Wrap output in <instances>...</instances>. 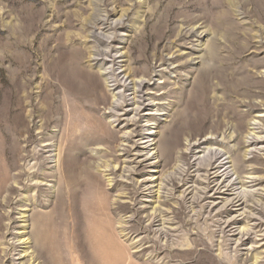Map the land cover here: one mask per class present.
<instances>
[{
    "label": "rangeland",
    "instance_id": "374dc122",
    "mask_svg": "<svg viewBox=\"0 0 264 264\" xmlns=\"http://www.w3.org/2000/svg\"><path fill=\"white\" fill-rule=\"evenodd\" d=\"M128 9V16L115 27L119 12ZM189 25L207 31L192 39L194 44H180L181 48L185 53L200 52L198 40L208 44L205 52L215 55L212 67L195 69L191 64L199 61H190L176 70L158 68L155 50L169 45L174 52L171 43L181 27ZM124 48L130 50L135 69L162 74L150 87L165 111L154 112L152 122L143 118L144 113L123 116L125 112L120 110L122 116L111 118L102 103L92 106L90 90L80 92L83 85L67 75L72 68L85 70L101 82L100 97H106L108 103L119 101L115 93L132 94L122 86L115 90V77L124 79L120 68ZM99 65L107 69L108 83ZM215 91L223 94L222 101L214 97ZM252 95L260 97L258 101L264 99V0H0V177L8 173L10 150L15 148L21 155L18 165L30 174L23 180L25 189L14 198L30 206L31 217L24 223L20 211L25 207L19 205L13 214L16 228L26 226L27 233H32L37 219L46 232V242L53 245L55 264H126L130 258L143 264H252L257 254H261L259 264H264V129L255 130L263 141L248 155L262 168L253 175L260 180H248V195L241 207L224 208L226 199L237 198L236 191L224 196L215 194L216 188L205 192L206 173L197 171L194 165L199 161L190 156L189 176L176 187L165 183L167 190L162 193L172 191L171 204L179 199L181 206L176 208L180 214L174 215L164 206L167 213L153 226L147 217L155 207L154 193L148 190L152 186L149 164L154 160H149L151 154L146 156L149 151L143 149L139 136L158 127L161 140L168 139L179 129L180 143L186 144V125L193 126L192 131L203 124L206 128L219 126L228 135L224 129L228 121L243 118L245 138L250 116L259 115L260 110L246 108L240 97ZM134 117L136 126L130 122ZM41 118L54 123L45 134L55 136L63 147L58 200L49 187L58 179L40 178L50 171L51 162L36 131ZM135 129L133 141L121 148L129 149L128 154L118 151L109 135L117 141ZM221 134L217 141L226 144L229 155L236 154L239 149ZM41 150L44 158L38 160L34 154ZM96 151L107 152L111 159L124 156L122 170L109 176L98 169L96 165L102 161ZM203 152L197 155L202 161L211 155ZM220 153L222 157L225 151ZM226 157L220 162H227ZM180 166L189 169L183 163ZM128 168L132 175L124 173ZM109 177L114 178L112 183ZM232 180L226 184L237 179ZM130 192L133 200L126 196ZM4 213L0 203V215Z\"/></svg>",
    "mask_w": 264,
    "mask_h": 264
},
{
    "label": "bare ground",
    "instance_id": "6f19581e",
    "mask_svg": "<svg viewBox=\"0 0 264 264\" xmlns=\"http://www.w3.org/2000/svg\"><path fill=\"white\" fill-rule=\"evenodd\" d=\"M128 12L129 9L121 10L119 12L121 16L119 21L115 23V27L121 25L124 18L128 16ZM181 28L182 29L179 31V33L175 36L174 41L171 43V45H174L175 47L174 52L172 51L171 46L168 45L166 47H163L160 51L156 49L153 53V59L156 63V66L158 68L163 67L165 69L171 68L176 70L182 66L189 65L190 61H199L197 63L191 64L193 65L192 67H194L195 69H200V67H212L215 55L211 53L207 54L205 52L209 48L208 44H202L201 41L198 40L199 46L202 47V50L200 52H196V50H191L189 53H185L184 49H182L180 46V44L186 42L194 44L193 42H191V40L197 37H202L207 31L205 30L206 27L202 29L200 27L189 25L186 28ZM206 36L207 35H205V37ZM121 51L119 50L117 52H121L120 58L125 59V61H122L123 66L120 67L121 69H123L122 73L124 79H121V75L115 77L114 82H117V87L115 88V90L122 86L126 88V93L132 91V94L121 95L120 93H115L114 98L116 99L119 95V101L108 103L106 97L105 99L100 97L98 89L101 86V82L95 76L91 75L85 70L80 71L78 69L72 68L69 70L67 75L72 77L75 81H79V83L83 85V87L80 89V92L85 94L88 93V91L90 90L94 98L91 103L92 106H94L95 108L102 103L105 107L106 113L112 115L111 118H115L116 116H122L118 113L120 110L125 112L123 116H129L132 112H135L136 116H140L142 113H144L143 118L148 123L152 122L154 121L151 120V118H153L154 116V112L160 113L162 111H165L163 105H158V99L154 98L152 95V91L154 89L153 87H150V82L153 81L154 78H158L159 80H161L160 76L162 74L159 75L155 72L156 75H154V73H150L147 69H135L133 66V60H131L130 50L124 48ZM202 52H205V54H201ZM190 57L193 58L188 60ZM99 71L101 73V76H104V81L108 83V76L106 73L107 69L104 68L103 65H99ZM67 75L65 72H62V77L65 80L69 81V77ZM128 82H130V85H132V88L130 89H128L130 85L128 87H125ZM214 97L218 101H222L224 99L223 94L217 91L214 92ZM240 98L241 102L244 103L246 108H257L258 110H260L259 115L250 116L252 118L249 119L246 124L247 136L245 138H242L241 133V126L245 123V120H243V118L240 120L231 119L228 121V127H224V129L228 131V135H226V133H224L222 131V128H220L219 126H212L206 128L203 124L201 125V129L199 128L196 131H192L193 126L186 125V128L188 130L187 133L184 134L186 136V144L180 143L179 134L181 131L179 129L169 134L170 136L168 139L165 137V139L162 140V133L158 130V127L154 128V130L153 128H149L146 130L147 134L139 135L143 137L141 139L144 141L143 143H141L145 146V148L143 149L149 151L146 156L149 158L151 154V156L153 157L149 158V160H154L149 164L152 169V171H150L152 172V174H150L149 182H151L152 186L149 187V189L147 188L148 190H151L150 193H154L153 196L155 207L152 209L153 213L149 214L147 217L148 221H151L152 226L154 225V223H156V219L161 218L162 215L167 213V211L162 210L164 206L168 205L169 207L167 210L171 211L172 214L177 216L180 214V212L176 208V206H181V203H179V199L174 204H171L170 200L173 199L171 198L173 196L172 191L168 189L167 194L163 195L162 193L163 190H167V188L165 187V183H167L166 186L176 187L177 184L183 183L185 181L183 179L184 177L189 176V170L191 169V165L188 163V158L190 156H193L195 158V161H199L196 165H194L195 167H198L197 171H204L206 173V176H204V180L206 181V186L204 189L205 192L210 191V189L212 188L217 189L215 194L223 196L228 192H238L236 193L238 195L237 198L230 200L226 199L224 208H226L227 211L230 207H241L244 204V202L242 203V200H244V198H246L248 195L245 194V190L247 189L249 184L248 180H253V183L260 180L259 177H254L253 175L260 173V171L262 170L261 167L256 166V164L254 165L252 159H248V155H252L254 151L252 147H254V145L263 141V138L261 139L260 137L256 136V134L258 133L255 132V130L264 129V115H261V113L264 112V99L258 101L257 99H259L260 97L256 95H252L250 97L242 96ZM146 101H149V103L147 105H144ZM64 102L66 104V107L70 110L71 105L69 104V101L65 98ZM132 106H135V108L131 109ZM170 107H172V105H170ZM69 114L71 115V113ZM32 115L33 114L30 113L31 118H33ZM177 115H179V113ZM131 121L135 126L138 123L135 117L132 118L130 122ZM50 126H54V123H52L46 118H41L39 125L36 127V131L39 135H41V141L39 142V144H43V148L48 149L46 153L50 154L49 157L51 160V162L49 163L50 171H44L40 178L43 180L58 179L55 185L49 186L53 187L52 192L56 194V199L58 200V198L60 197V185L58 181L59 176L62 174V169H60V165L62 163L63 147L56 142L55 136H48L47 134H45V132ZM186 128L183 127V129ZM221 132L223 134H221ZM134 133H137V129H135L129 135L126 133L124 137L117 141H115L116 137L112 135H109V137L112 141L116 142L115 148L118 149V151H123L128 154L127 151L129 149L127 150V148H121L127 147L126 143H131L133 141ZM220 134L222 138H224V140H228L233 143V148L239 149L236 154L229 155L230 152L226 148V144L224 142L217 141L216 138L217 136L219 137ZM137 147L138 146L136 145V149ZM107 149H111L110 146H108ZM201 150L204 152L210 151L211 155H209V158H206L202 161L200 157H197V155L202 152ZM221 150L225 151L222 157L220 153ZM18 151L19 149L17 148L10 150V163L7 170L8 173L0 177V203L1 208L5 210V213L3 215H0V264H55V260H53L51 254V247L53 245L48 244L46 242V232L43 229L42 225L38 224L37 219L35 221V224L33 225L34 230L32 233H27L26 230L28 228H26V226H24V228H16V220L13 216L14 210L17 209L19 205L25 207L24 210L20 211L22 219L25 220L23 221L24 223L28 222V218L31 217L29 213L32 211L31 208H29V205L24 206L20 201H16V198H14V195H16L17 192L22 189H25L23 180L24 178H26V176L30 175L27 170H23L18 165L19 157H21ZM20 151H22L23 153L27 152V150L25 149H21ZM41 152L42 150L40 152L37 151V153L35 154L33 153L34 157L36 159L38 158V160L44 158ZM96 153L98 154L99 160L102 161V164L97 163L96 166L98 169H104V172H107L109 176H115L118 170H122L121 164L125 163V161L122 160L124 156L120 157V155L115 157L114 159H111L108 158L109 156L107 152L105 153L104 151H96ZM28 156H30L29 153L26 154V157H22V160L25 161ZM224 156H227L225 158L227 162L221 163L220 161ZM148 158L146 159V161L148 160ZM45 159L47 158L45 157ZM181 163L189 166L188 171H186L180 166ZM33 168L34 167H32V169ZM179 168L182 172L180 171L176 174L175 172ZM13 171H15V173H13ZM123 171L124 173H131V175L133 174V170H131L130 168L124 169ZM234 177L237 179L235 183L226 184L228 181L232 183L231 181H233L232 178ZM113 180L114 178L109 177L108 182L112 183ZM34 187L38 190L42 189L38 185H35ZM144 188H146V185L144 186ZM128 195L131 196L132 193H126V196ZM181 197H183V195ZM128 199L133 200V197L131 196ZM168 220H171L172 223L174 221L169 218ZM21 245H24L25 247ZM20 248H22L23 250L19 251ZM260 257L261 254H257L255 257H253L252 264H259ZM126 264L143 263L138 261L135 262L133 261V259L130 258ZM163 264H165V262Z\"/></svg>",
    "mask_w": 264,
    "mask_h": 264
}]
</instances>
